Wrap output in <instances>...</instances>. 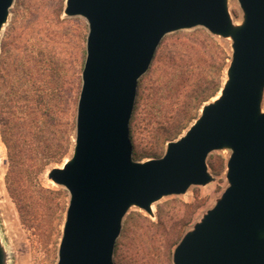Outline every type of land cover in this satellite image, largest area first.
<instances>
[{"label": "water", "instance_id": "obj_1", "mask_svg": "<svg viewBox=\"0 0 264 264\" xmlns=\"http://www.w3.org/2000/svg\"><path fill=\"white\" fill-rule=\"evenodd\" d=\"M67 0L89 24L73 154L49 179L70 193L57 264H115L124 217L216 181L208 156L230 150L229 186L178 243L174 264H264V0ZM14 0H0V41ZM205 28L231 39L217 99L161 158L136 161L131 139L140 79L164 37ZM0 264H8L0 236Z\"/></svg>", "mask_w": 264, "mask_h": 264}, {"label": "rangeland", "instance_id": "obj_2", "mask_svg": "<svg viewBox=\"0 0 264 264\" xmlns=\"http://www.w3.org/2000/svg\"><path fill=\"white\" fill-rule=\"evenodd\" d=\"M66 2L14 0L1 34L0 236L8 264H57L59 259L70 193L48 174L52 168L63 167L73 154L89 32L85 18L65 14ZM229 8L234 22L241 23L239 1L230 0ZM199 31L209 33L196 27L167 34L149 71L139 81L142 102L138 109L136 103L130 125L136 161L164 156L168 142L183 136L201 115L202 108L175 139L168 140L176 126L186 123L176 116L179 102L191 87L202 83L205 70L211 68L199 51ZM214 37L231 56V39ZM160 96L162 110L155 115L152 131L146 125L145 111L150 109L147 103ZM73 114L70 151L61 162L50 161L63 145ZM9 148L28 156L23 168L11 166ZM230 155V150L211 152L207 162L216 181L192 186L182 195L163 197L153 204L154 216L131 207L116 243L115 264H174L178 243L229 186Z\"/></svg>", "mask_w": 264, "mask_h": 264}, {"label": "trees", "instance_id": "obj_3", "mask_svg": "<svg viewBox=\"0 0 264 264\" xmlns=\"http://www.w3.org/2000/svg\"><path fill=\"white\" fill-rule=\"evenodd\" d=\"M196 34L200 38L199 51L204 55L206 62L211 68L205 70V75L202 83H198L197 85L191 87L185 93L183 101L179 102L178 107L175 109V113L177 117L180 116L181 118H184L186 123L176 126L175 132L169 135L168 140L175 139L177 137H175V135H179L187 127V124L196 118L204 103L209 101L211 98L215 97L217 93L221 91L225 81V70L229 65V60L231 59V56L226 51L225 47H223V45L214 36L203 31H199ZM160 99H162L161 96L157 97L155 101H152L150 104L147 103V107H150V109H148V111H145V113H147L148 118L146 121V125L152 131L155 130V115L161 112L162 110L159 105ZM75 100H77V97ZM141 102L142 94L139 91L138 99L136 102L137 109L138 106H140ZM74 129L75 114H73L72 116L71 127L67 129L66 132H64L63 145H61L60 148L55 151L54 155L50 158V161L61 162L64 157L69 153L71 148V131H73ZM150 154L155 155V153L153 152ZM141 156L138 155L139 158H141ZM9 159L13 168H23V166H25L27 162L26 159H28V156H20L18 152L14 153L10 149Z\"/></svg>", "mask_w": 264, "mask_h": 264}, {"label": "bare ground", "instance_id": "obj_4", "mask_svg": "<svg viewBox=\"0 0 264 264\" xmlns=\"http://www.w3.org/2000/svg\"><path fill=\"white\" fill-rule=\"evenodd\" d=\"M220 94H221V92H219L218 96H217L215 99H217V98L219 97ZM67 161H68V160H67ZM67 161H66V162H67ZM153 208H154V207H153Z\"/></svg>", "mask_w": 264, "mask_h": 264}]
</instances>
